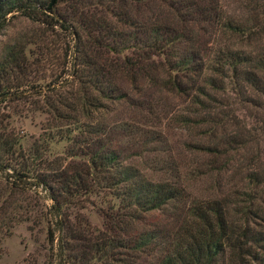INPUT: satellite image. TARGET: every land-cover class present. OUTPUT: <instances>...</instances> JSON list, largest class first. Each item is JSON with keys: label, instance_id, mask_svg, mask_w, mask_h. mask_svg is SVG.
<instances>
[{"label": "trees", "instance_id": "obj_1", "mask_svg": "<svg viewBox=\"0 0 264 264\" xmlns=\"http://www.w3.org/2000/svg\"><path fill=\"white\" fill-rule=\"evenodd\" d=\"M6 15L30 26L0 54V240L45 220L60 264H264V0H0ZM23 109L46 117L28 146ZM164 119L189 137L174 156ZM99 189L103 230L71 213Z\"/></svg>", "mask_w": 264, "mask_h": 264}, {"label": "rangeland", "instance_id": "obj_2", "mask_svg": "<svg viewBox=\"0 0 264 264\" xmlns=\"http://www.w3.org/2000/svg\"><path fill=\"white\" fill-rule=\"evenodd\" d=\"M6 18L7 21L0 27V54L8 48L15 38H18L19 35L30 26L29 22L22 17L16 16L10 18L9 15H6ZM169 103V105L173 104L176 107L180 106V101L176 98L173 100L170 98ZM10 114V125L18 132L19 136L22 137L20 142L23 146H28L34 139L41 135L43 123L46 118L45 115L39 112H28L24 109L22 111H16V113L11 111ZM163 126L162 130L164 131L165 142H162L157 148L163 156L169 151H173L172 154L174 156L175 151L184 150V141L189 137L186 130L173 120L164 119ZM65 147V140L55 141L53 139L52 142L48 144V150L46 151L47 156L52 157L54 155L63 154ZM147 148V152L149 153H145L141 159H135L136 162H139V167H143L146 170L145 164L151 163L153 158L156 159L155 148ZM71 159L78 160L77 158ZM175 162H177V160H175ZM154 175H160V172L155 171ZM4 179V173H0V190L4 186ZM37 192L38 206L36 208H43L44 205L49 203L48 199L45 198V192L43 190L38 188ZM1 194L0 203L4 197L3 193ZM113 205L114 199L112 196L107 193L105 189H99L87 196L81 205L71 209V213L78 219H81L82 222H87L90 228L93 227L103 230L102 224L104 222L105 212L109 211V208H112ZM153 214H162V212L155 211ZM48 227L49 224L45 220L38 221L37 224H31L30 222L16 224L12 228V233L8 236H3L0 240V264H60L61 251L55 249L58 232L52 230L54 233L51 243L49 241L50 235L48 232L51 230H48ZM88 264L100 263H92L91 260Z\"/></svg>", "mask_w": 264, "mask_h": 264}]
</instances>
